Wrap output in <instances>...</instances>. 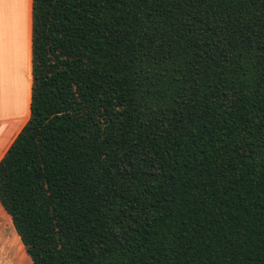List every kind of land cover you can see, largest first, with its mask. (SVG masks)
Instances as JSON below:
<instances>
[{"label":"trees","instance_id":"obj_1","mask_svg":"<svg viewBox=\"0 0 264 264\" xmlns=\"http://www.w3.org/2000/svg\"><path fill=\"white\" fill-rule=\"evenodd\" d=\"M0 206L30 264H264V0H31Z\"/></svg>","mask_w":264,"mask_h":264},{"label":"crops","instance_id":"obj_2","mask_svg":"<svg viewBox=\"0 0 264 264\" xmlns=\"http://www.w3.org/2000/svg\"><path fill=\"white\" fill-rule=\"evenodd\" d=\"M30 85L31 0H0V158L29 118ZM0 232H14L1 206Z\"/></svg>","mask_w":264,"mask_h":264},{"label":"rangeland","instance_id":"obj_3","mask_svg":"<svg viewBox=\"0 0 264 264\" xmlns=\"http://www.w3.org/2000/svg\"><path fill=\"white\" fill-rule=\"evenodd\" d=\"M2 239L5 245L0 244V264H30L14 232H0V241Z\"/></svg>","mask_w":264,"mask_h":264}]
</instances>
